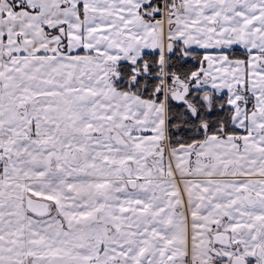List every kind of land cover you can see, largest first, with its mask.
Wrapping results in <instances>:
<instances>
[{"label":"snow or ice","instance_id":"6c2138e0","mask_svg":"<svg viewBox=\"0 0 264 264\" xmlns=\"http://www.w3.org/2000/svg\"><path fill=\"white\" fill-rule=\"evenodd\" d=\"M0 264H264V0H0Z\"/></svg>","mask_w":264,"mask_h":264}]
</instances>
